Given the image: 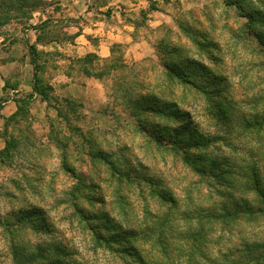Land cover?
I'll list each match as a JSON object with an SVG mask.
<instances>
[{
    "label": "rangeland",
    "instance_id": "obj_1",
    "mask_svg": "<svg viewBox=\"0 0 264 264\" xmlns=\"http://www.w3.org/2000/svg\"><path fill=\"white\" fill-rule=\"evenodd\" d=\"M73 2L40 0L32 20L0 28V75L9 84L26 83L35 72L29 47L33 28L61 35L63 24L87 22L57 12ZM99 2L91 1L95 13ZM165 2L172 18L151 34L155 48L145 59L127 60L122 44L112 47L109 58L73 59L75 79L100 86L102 103L89 110L52 95L45 110L31 99L24 103L26 113L10 121L8 139L16 146L0 161V264H56V259L60 264H140L141 256L150 264H230L247 244L264 241V222L203 218L214 201L233 202L226 197L230 191L219 181L208 184L183 155L148 134L177 127L179 119L139 109L144 100L176 105L186 124L214 140L205 149L210 156L237 172L252 162L264 171L263 132L244 124L264 116V43L258 36L264 21L252 22L246 15L264 16V0ZM106 10L111 16L113 9ZM62 59L39 48V76L47 82V73ZM172 63L198 74L192 78L203 87L176 78L173 83ZM84 68L102 76L88 75ZM220 102L229 108L228 124L215 113ZM94 152L108 153L132 180L117 182L111 165L94 158ZM82 184L86 187L77 191ZM172 197L177 206L171 205ZM77 206L92 215L111 247L97 238ZM189 251L195 254L192 261Z\"/></svg>",
    "mask_w": 264,
    "mask_h": 264
},
{
    "label": "trees",
    "instance_id": "obj_2",
    "mask_svg": "<svg viewBox=\"0 0 264 264\" xmlns=\"http://www.w3.org/2000/svg\"><path fill=\"white\" fill-rule=\"evenodd\" d=\"M40 0H0V28L5 27L14 20H32L35 10L38 8ZM239 9L244 11L242 5H237ZM263 12V11H261ZM247 13V12H246ZM252 22L262 19L264 21V16L260 14H255V12H249L246 14ZM257 15V16H256ZM261 17V18H260ZM259 39L264 43V32L258 31ZM30 51L32 54V63L35 66V86L34 90L43 97V99H51L53 87L45 82L38 74V46L37 44L29 45ZM100 56L96 53H88L84 58H81L83 61H95L99 59ZM171 65V66H170ZM168 66L169 72L171 71L173 77H168L174 81L173 78L179 79L181 83L192 84L195 87L202 88L203 86L197 82V80L192 77L198 76L192 72H187L188 68L182 65L172 63ZM195 70V69H192ZM191 70V71H192ZM84 71L91 76L101 77L102 75L97 73L94 74L88 68H84ZM195 75V76H193ZM174 83V82H173ZM9 84V82L7 83ZM204 91L205 88H203ZM145 98V96H144ZM32 97L28 99H21L19 104L18 111L9 119V123L13 119H17L20 116H23L26 113L24 103L30 104ZM68 103H72L71 100H66ZM139 107V105H135ZM176 105L170 104H152L144 100L143 107L140 106L141 111L149 112L150 114H158L173 119H179L182 124L177 127L164 129L162 131H156L148 133L156 143L158 144H167L168 147H171L172 150L177 152L180 155H183V160L195 173L199 174L201 177L207 179V183L213 185V183L219 181L221 185L226 187L229 192L226 196L233 202L229 200L221 199L219 201H214L212 207L207 211V214L203 216L208 222L222 221L225 224L238 223L241 221H246L250 224L263 223L264 222V171L262 168L257 165V163H249L246 168L241 171H238L226 166L217 158L210 156L205 149L211 147L214 140L211 137L206 136L199 132V130L191 127L189 124H186L184 121V116L181 114L182 111L176 108ZM229 109V108H228ZM223 108V104L220 102L218 107L215 106V113L219 116L220 119L224 120L227 124L229 122V110ZM232 108H230V112ZM214 114V113H213ZM253 123L250 121H245V126H249L258 132L264 135V116L261 118L254 119ZM184 123V124H183ZM171 130V131H167ZM8 132V131H7ZM150 132V131H149ZM169 137L167 140V136ZM9 138V137H8ZM7 138V144L4 149L0 150V158L4 162V154L10 152L12 148H15L16 144L14 141ZM94 158L96 156L105 160V162L112 167L111 174L117 177V182L123 183L125 181L132 180V175L123 170L119 165L114 161H111L108 157L109 154L106 152H94L91 154ZM67 171L74 173V171L66 166ZM83 187H78L77 191H82V188L86 187L82 184ZM225 191V190H224ZM158 192V190H157ZM160 193V192H158ZM227 192H225L226 194ZM234 193V194H232ZM242 193V198H235L234 195ZM74 193L75 197H78V194ZM247 196V197H244ZM178 200L172 197L170 200L171 205L177 206ZM77 211L85 219V223L89 226L90 229L97 235V238L100 239L102 243H105L111 247L110 239L108 236L103 234L102 228L93 222V217L84 208L77 206ZM29 212V211H28ZM35 213V212H34ZM31 216V215H29ZM204 226V225H203ZM203 226H201L203 228ZM200 231L198 232V234ZM193 238V237H192ZM200 253L204 257L203 250H200ZM189 254H192L189 261L194 259V253L189 251ZM194 254V255H193ZM188 255V254H187ZM20 257V256H19ZM16 259L18 256L15 257ZM50 258V257H49ZM55 259V258H54ZM56 264H60L62 259H56ZM140 264H150L142 256L138 258ZM17 264H22L20 260L16 261ZM264 264V241H256L246 245L245 252L238 259H234L230 264Z\"/></svg>",
    "mask_w": 264,
    "mask_h": 264
},
{
    "label": "crops",
    "instance_id": "obj_3",
    "mask_svg": "<svg viewBox=\"0 0 264 264\" xmlns=\"http://www.w3.org/2000/svg\"><path fill=\"white\" fill-rule=\"evenodd\" d=\"M91 1L93 0H74L68 7L57 11L64 18L82 16L89 23L82 20L63 24L61 35L36 27L32 29L34 34L29 40L46 53L63 58L58 61L59 64L51 74L47 73L46 81L53 87L52 95L61 100L78 101L89 110L102 103L103 91L97 85L93 88L91 79H75V71L71 66L73 59L88 53L109 58L112 55V47L116 44L123 45L127 60L145 59L155 48L151 34L156 33L172 18L171 9L165 0H100L97 13L94 12ZM109 7L113 9L111 16L104 12ZM89 35L99 37V41L92 40ZM35 72L31 80L26 83L21 80L19 84L14 85L7 84L9 78L6 75H0V150L7 144L8 135L11 133L9 119L18 111L21 99L32 97L35 108H50L49 101L34 90Z\"/></svg>",
    "mask_w": 264,
    "mask_h": 264
}]
</instances>
